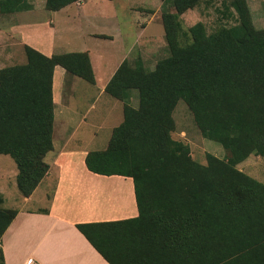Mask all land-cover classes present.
<instances>
[{
	"label": "trees",
	"instance_id": "1",
	"mask_svg": "<svg viewBox=\"0 0 264 264\" xmlns=\"http://www.w3.org/2000/svg\"><path fill=\"white\" fill-rule=\"evenodd\" d=\"M76 1L45 0V7ZM199 1L163 0L169 54L153 69L140 57L124 59L105 87L123 101V120L84 163L94 173L130 177L138 215L75 226L110 264H216L219 239H264V184L236 167L251 154L264 156V28L254 26L246 0H228L222 10L233 14L232 25L207 33L196 23L191 42L179 45L176 15L166 7L180 14ZM29 7L0 0V13ZM24 52L25 63L0 69V154L15 161L16 186L27 197L48 170L54 66L90 83L94 75L86 52L47 57L28 45ZM179 100L225 158L206 153L201 164L172 138ZM15 214L0 206V238Z\"/></svg>",
	"mask_w": 264,
	"mask_h": 264
},
{
	"label": "crops",
	"instance_id": "2",
	"mask_svg": "<svg viewBox=\"0 0 264 264\" xmlns=\"http://www.w3.org/2000/svg\"><path fill=\"white\" fill-rule=\"evenodd\" d=\"M246 1L253 23L263 22L264 0ZM81 3V0H78L53 12L67 8L82 22L84 20L82 15L72 8ZM36 8L47 9L45 0H41L36 7L32 6L22 11H31ZM13 13L16 12L10 14L13 15ZM0 14L3 18L6 15V13ZM54 23L55 19L49 18L33 23L29 21L18 23L15 20L14 25H10L13 21L9 18L8 31L15 33L17 27L21 35L26 37L15 46L10 42L12 36L10 37L6 31L0 29V42L4 41L9 46L6 48L7 45H4L2 51L12 56L14 51L18 49L23 51L24 46L28 45L47 57L54 54L86 52L94 82L90 83L77 77L90 84L91 87L88 85L80 87L86 92L84 95L86 103L89 101L90 103L81 110L78 109L74 101L80 94L73 86L74 79L68 80L73 76L68 75L63 66L55 65L52 75L54 105L52 149L44 157L48 170L29 196L19 197L18 206L14 207L16 214L0 238V264H110L76 228L75 224L116 221L137 216L133 182L127 176L102 175L89 171L85 166L84 158L90 150L82 148V144L71 143V140L75 138L77 131H84L83 127H92L93 130L102 128L104 123H98L94 114L89 115L94 101L103 98L105 102L112 103V107L117 109V103H113L106 97L108 93L105 87L123 60L131 56L134 42L127 44L119 55L118 50L114 49L115 46L108 47L109 51L102 50L104 51L102 54L92 47L64 51V45H60L62 40L55 42L54 35L57 28ZM84 35L90 40L108 38L109 41H113L115 37L90 31L84 32ZM36 36L39 38H35ZM117 37L119 39L124 37L119 30H117ZM102 55L106 58H102ZM5 66L9 65L1 61L0 69ZM111 97L120 101L122 118L118 124L112 126L109 138L113 128L123 120V101L114 96ZM70 99L71 102L68 101ZM251 163V158H246L240 162L239 169L256 178L250 173L251 171L245 170L246 167H254ZM0 187L4 188L1 182ZM0 193L3 197L1 189ZM216 253L219 257L216 264H264V239H219V249Z\"/></svg>",
	"mask_w": 264,
	"mask_h": 264
},
{
	"label": "rangeland",
	"instance_id": "3",
	"mask_svg": "<svg viewBox=\"0 0 264 264\" xmlns=\"http://www.w3.org/2000/svg\"><path fill=\"white\" fill-rule=\"evenodd\" d=\"M31 1V2H29ZM41 0H25L27 4L36 7ZM78 6H72L75 12L82 15V22L77 16L71 13V10L65 8L64 10L53 12L47 9L39 8L31 11L19 10L10 14L6 13L3 18L0 14V29L4 30L12 36L11 43L16 44L24 40L26 35H21L19 28L16 27V32L8 31L10 25H14V21L21 22H38L39 20H46L49 18L55 19L57 31L55 32V42L59 39L62 41L60 45H64V51L80 50L81 48H94L96 52L102 54L107 51L108 47L115 46L118 50V55L127 47L131 41L134 42V48L128 60L133 61L136 58H141L144 66L147 69H153L157 61L166 57L169 54L167 48V40L164 35L161 10L163 0H81ZM228 0H200L196 6L188 8L182 13L175 12L173 7H166V11H170L176 15L177 26V40L179 45H186L191 42L189 28L196 24L202 23L207 33L212 32L222 25H232L234 23L233 14L223 13V3ZM160 6V7H159ZM159 7V8H158ZM156 13L154 14V12ZM74 12V13H75ZM9 18L12 19L13 24L9 25ZM5 24V25H4ZM254 24V23H253ZM256 28H264V21H255ZM117 30L124 36L119 39L117 37ZM18 31L20 33H18ZM95 32L105 35L115 36L113 41L109 39L90 40L84 35V32ZM29 34V33H26ZM35 36V35H30ZM35 38H39L36 36ZM64 40L66 43L64 44ZM31 42V41H30ZM5 42H0V57L1 61L6 65L15 63H25L26 57L21 49L14 51L13 55L6 54L2 51ZM6 48H9L7 45ZM107 49V50H106ZM104 50V51H102ZM102 51V52H100ZM109 51V50H108ZM106 58L105 55L101 56ZM0 61V62H1ZM68 80L74 79V88L78 89L80 96L76 98L74 103L78 109L86 106V92L80 87L90 84L81 78L68 74ZM133 91V92H132ZM129 104L136 107L138 103L137 91L132 90ZM106 97L111 99L113 103H117V109L112 107V103L105 102L104 99H98L92 103L90 114H94L98 123H104L102 128L93 130L92 127H83L84 131H77V135L71 140L75 145L82 144V148L87 150L102 149L106 146L112 126H115L121 121L122 112L120 101L112 98L109 94ZM71 102V99L68 100ZM173 119L175 123L174 131L171 132L173 139L182 141L187 144L190 149L191 157L201 164H205L206 153L214 154L219 158H225L227 151L216 141L204 137L193 120L188 107L182 100H179L173 111ZM92 130V132H90ZM251 158V165L246 167V171H251L256 178L264 184V156L254 155L248 156ZM245 160V159H244ZM242 162V161H241ZM239 164L236 167L239 169ZM16 164L12 157L6 154H0V182L3 183L4 188H1L4 200L0 204L5 209H14L18 206L19 197L21 193L16 186ZM245 173L244 171H242ZM246 174V173H245Z\"/></svg>",
	"mask_w": 264,
	"mask_h": 264
}]
</instances>
